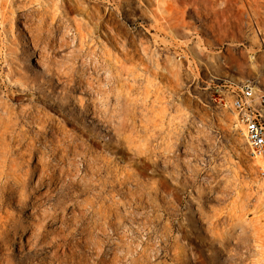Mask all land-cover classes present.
I'll return each mask as SVG.
<instances>
[{"label":"rangeland","instance_id":"rangeland-1","mask_svg":"<svg viewBox=\"0 0 264 264\" xmlns=\"http://www.w3.org/2000/svg\"><path fill=\"white\" fill-rule=\"evenodd\" d=\"M209 1L159 31L187 0H0L2 264H264V169L212 100L264 89V0ZM44 153L79 171L38 200Z\"/></svg>","mask_w":264,"mask_h":264},{"label":"bare ground","instance_id":"bare-ground-1","mask_svg":"<svg viewBox=\"0 0 264 264\" xmlns=\"http://www.w3.org/2000/svg\"><path fill=\"white\" fill-rule=\"evenodd\" d=\"M174 1L175 0H154L155 9H161L162 8L164 10V12L166 11V13L168 15L169 14L168 12L170 10H172L171 6H172V3H174ZM230 2H231L230 0H227L226 4L228 5V4H230ZM202 3H203L204 10H209L211 12L212 16H215L216 14H218L219 11H217L214 8L213 3H211L209 0H202ZM196 4H197L196 0H187V2H184V4H183V9L180 10V13H181L180 16L174 17V21H170V19L172 17H168V18L162 17L163 25L161 23H158V22H161V20L158 22H155L156 28L159 31H163V30L164 31L165 30L171 31V29L176 30L179 27L182 29H185L188 25L186 24V22H184V17L182 15L184 14L185 11H190V10H192L195 13H198L199 11H198ZM227 7L230 8L231 6L229 7V5H228ZM228 8H226V7L224 9L222 8L220 10L221 14L228 12ZM166 13H163V14H165V16H166ZM153 20L155 21V19H153ZM225 21L226 20H224V22ZM224 22L223 21H215L214 23L216 25H218L219 28H223L225 25ZM160 28H163V29H160ZM249 66L251 68H254L255 65L252 63V61L249 60ZM263 66H264V64H263ZM174 70L176 73L178 72L176 69H174ZM262 82L264 85V81H262ZM40 155L41 154H37V159L40 158L42 160V164L40 166V169L38 171H33V172H27L26 171L25 172L26 173L25 175L27 176L25 179L31 185V187H30L31 195L33 198L38 199V200L39 199L42 200V198L49 196V194H52L53 192H55L56 191L55 183L60 181L61 178H63V177L65 178L66 176H71L72 178H75L76 173L79 171L78 168L72 169L73 164H72L71 160L68 158V156H66V155L62 154L59 156H57V155L55 156V157H57V160L60 161L59 164L56 163L55 157H51V159H50L48 157V155H45V153H44L43 155H41V156H43V158H42V157H39ZM62 156H64L65 161L62 160ZM255 161H256V163H258L259 167L261 166L260 168L263 171L264 162L262 160L258 159L257 157L255 158ZM72 170L74 172H72ZM54 172H56L57 174L55 175ZM22 183L24 184L25 182L23 181ZM260 190L261 191L264 190V184L260 185ZM0 264H2L1 261H0Z\"/></svg>","mask_w":264,"mask_h":264},{"label":"built area","instance_id":"built-area-1","mask_svg":"<svg viewBox=\"0 0 264 264\" xmlns=\"http://www.w3.org/2000/svg\"><path fill=\"white\" fill-rule=\"evenodd\" d=\"M215 89L212 100L234 114L235 126L249 153L264 162V89L249 80L240 82L236 88L224 82Z\"/></svg>","mask_w":264,"mask_h":264}]
</instances>
